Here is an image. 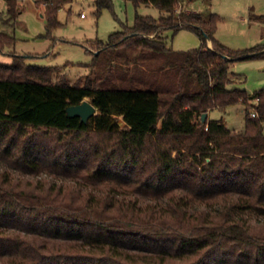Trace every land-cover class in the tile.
I'll return each instance as SVG.
<instances>
[{
    "label": "trees",
    "instance_id": "16d2710c",
    "mask_svg": "<svg viewBox=\"0 0 264 264\" xmlns=\"http://www.w3.org/2000/svg\"><path fill=\"white\" fill-rule=\"evenodd\" d=\"M73 1L45 0V35ZM132 1L160 15L95 39L96 81H53L59 65L26 54L0 63V264H264V87L231 69L264 46L225 45L216 13L180 9L192 0ZM183 28L202 45L174 49L164 31ZM14 41L0 32V49ZM86 97L85 122L67 107ZM238 103L243 129L208 115Z\"/></svg>",
    "mask_w": 264,
    "mask_h": 264
},
{
    "label": "rangeland",
    "instance_id": "374dc122",
    "mask_svg": "<svg viewBox=\"0 0 264 264\" xmlns=\"http://www.w3.org/2000/svg\"><path fill=\"white\" fill-rule=\"evenodd\" d=\"M44 2L45 0L18 2L22 11L16 19H12L8 17L7 0H0V32L15 37L13 43L0 49V63L10 64L14 54H26L29 56V63L59 65L53 72V81L66 80L70 83H85L88 79L96 81L97 75H101L98 72H103L101 58L99 63L92 64L95 53L102 51L95 39L106 42L111 33L123 29V23L133 25L137 11L155 17L160 15V10L152 5H140L136 8L132 0H113L114 11L105 8L98 16L95 13V0H74L59 9L58 19L61 24L49 35H45L48 19L45 16ZM179 7L202 11L205 16L216 13V37L231 48L264 46V0H192L183 1ZM164 35L177 50L200 47L203 42L189 28H183L177 33L166 30ZM208 44L212 46L211 41ZM119 62L120 58H117L112 65ZM103 63L105 64V60ZM124 63L122 64L126 66ZM231 69L242 74V77L232 75L234 80L239 81L236 83L239 87L246 88L249 92L264 87V58L236 60ZM209 117H223L229 127L243 129L244 105L238 103L225 111L213 109Z\"/></svg>",
    "mask_w": 264,
    "mask_h": 264
},
{
    "label": "water",
    "instance_id": "95a60500",
    "mask_svg": "<svg viewBox=\"0 0 264 264\" xmlns=\"http://www.w3.org/2000/svg\"><path fill=\"white\" fill-rule=\"evenodd\" d=\"M253 54V53H251ZM247 54L246 56H249ZM227 58L228 56L225 55ZM67 112L71 116H80L82 121H88L94 114L98 113V108L93 104V102L88 98H84L82 102L78 104H72L67 107ZM207 117V113L203 114V119Z\"/></svg>",
    "mask_w": 264,
    "mask_h": 264
},
{
    "label": "crops",
    "instance_id": "0c3cea01",
    "mask_svg": "<svg viewBox=\"0 0 264 264\" xmlns=\"http://www.w3.org/2000/svg\"><path fill=\"white\" fill-rule=\"evenodd\" d=\"M23 0H18V2H22ZM44 4V3H43ZM65 6V5H64ZM208 115L210 116V112L208 113Z\"/></svg>",
    "mask_w": 264,
    "mask_h": 264
},
{
    "label": "built area",
    "instance_id": "2783aa9c",
    "mask_svg": "<svg viewBox=\"0 0 264 264\" xmlns=\"http://www.w3.org/2000/svg\"><path fill=\"white\" fill-rule=\"evenodd\" d=\"M253 115H255V114L253 113Z\"/></svg>",
    "mask_w": 264,
    "mask_h": 264
}]
</instances>
